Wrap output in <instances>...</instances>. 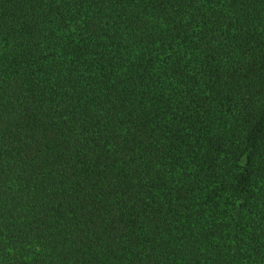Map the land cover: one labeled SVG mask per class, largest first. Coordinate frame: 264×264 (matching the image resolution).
<instances>
[{
	"label": "trees",
	"instance_id": "trees-1",
	"mask_svg": "<svg viewBox=\"0 0 264 264\" xmlns=\"http://www.w3.org/2000/svg\"><path fill=\"white\" fill-rule=\"evenodd\" d=\"M0 264H264V0H0Z\"/></svg>",
	"mask_w": 264,
	"mask_h": 264
}]
</instances>
